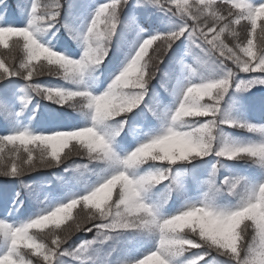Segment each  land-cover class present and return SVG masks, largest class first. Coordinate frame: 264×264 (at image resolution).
I'll use <instances>...</instances> for the list:
<instances>
[{
  "label": "snow or ice",
  "instance_id": "1",
  "mask_svg": "<svg viewBox=\"0 0 264 264\" xmlns=\"http://www.w3.org/2000/svg\"><path fill=\"white\" fill-rule=\"evenodd\" d=\"M0 49V264H264V0H0Z\"/></svg>",
  "mask_w": 264,
  "mask_h": 264
},
{
  "label": "trees",
  "instance_id": "2",
  "mask_svg": "<svg viewBox=\"0 0 264 264\" xmlns=\"http://www.w3.org/2000/svg\"><path fill=\"white\" fill-rule=\"evenodd\" d=\"M10 2L15 4L16 0H10ZM241 31L244 32V29L242 28ZM2 51H3V49H0V52H2ZM18 59H19V53H17V62H18ZM39 79L41 81H46V82L47 81H53V78L50 76H47V75L42 76ZM53 82H55V81H53ZM161 95L163 97H165V99H166L168 94L166 92L161 91ZM43 103L47 104L49 102L44 101ZM69 111H71V109H69ZM237 134H244V133H242L240 130H237ZM65 151H67V149ZM73 161L75 163H78V164L79 163H87L86 159H84L80 156H77V155H71L69 157V159L66 161L65 166H67V164H69V163H72ZM53 173H55L56 175L54 176ZM63 175H65V173L63 172V167H56V168H51V169H40L38 172L29 174L26 178L29 180H31L33 178H44V179H46V181L49 185H52L53 187H55L58 184L57 177L63 176ZM0 184H4V185L11 187L14 184V181H11L5 177H0ZM29 208H32V206L31 205H25L24 212L28 211ZM93 235H94V233H88V234L77 233L73 237V242L79 243V241L82 239H91ZM193 251H195V250H193Z\"/></svg>",
  "mask_w": 264,
  "mask_h": 264
}]
</instances>
